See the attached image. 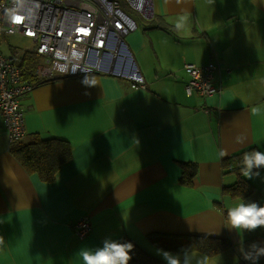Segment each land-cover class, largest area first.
<instances>
[{
    "label": "crops",
    "instance_id": "obj_1",
    "mask_svg": "<svg viewBox=\"0 0 264 264\" xmlns=\"http://www.w3.org/2000/svg\"><path fill=\"white\" fill-rule=\"evenodd\" d=\"M151 8V19L136 11L146 23L124 37L145 88L96 73L38 83L20 98L22 140L71 148L53 181L25 171L0 115V264H82L79 251L106 238L133 244L146 264H167L158 249L181 264L185 251L193 264H264V255L245 259L252 245L264 248V227L238 231L227 219L239 203L264 206V168L247 179L227 163L251 147L264 152V0H151ZM9 35L0 30V51L37 80L41 58ZM188 63L203 69L212 94H187ZM239 177L254 190L233 197L224 187ZM83 216L90 230L79 238ZM196 236L227 247L208 256L195 250Z\"/></svg>",
    "mask_w": 264,
    "mask_h": 264
},
{
    "label": "built area",
    "instance_id": "obj_2",
    "mask_svg": "<svg viewBox=\"0 0 264 264\" xmlns=\"http://www.w3.org/2000/svg\"><path fill=\"white\" fill-rule=\"evenodd\" d=\"M125 1L144 18H152L151 0ZM136 27L119 0H23L21 5L17 0H0V30L28 38L30 53L44 60L35 69L37 80L24 79L18 64L0 51V115L10 142L25 137L20 98L38 83L113 73L129 80L133 88H145L124 41ZM20 51L16 49L14 55ZM185 69L189 74L188 95L215 91L201 67L188 63ZM74 230L83 238L90 230L88 217L77 219Z\"/></svg>",
    "mask_w": 264,
    "mask_h": 264
},
{
    "label": "trees",
    "instance_id": "obj_3",
    "mask_svg": "<svg viewBox=\"0 0 264 264\" xmlns=\"http://www.w3.org/2000/svg\"><path fill=\"white\" fill-rule=\"evenodd\" d=\"M155 27L158 26L153 21L147 23V28ZM252 151L257 150L253 147L245 149L238 156L229 159L227 162L232 167H235L234 170L237 171L238 175L242 174L240 169L242 167L241 160L244 153H250ZM10 152L28 174L35 173L45 182L53 181L59 167L71 158V148L65 140L56 138L41 139L37 135H31L27 140L11 143ZM254 171L256 172L258 170L254 169ZM253 190L254 187L250 182H247L242 177H239L234 184L224 187V191L233 197L250 194ZM121 243L128 242L123 241ZM194 247L195 250L205 253L208 256H214L227 246L225 243L215 239L196 236ZM130 255L135 258L131 259L129 264H146L147 262L145 261L149 259L148 255L139 251L134 245Z\"/></svg>",
    "mask_w": 264,
    "mask_h": 264
},
{
    "label": "clouds",
    "instance_id": "obj_4",
    "mask_svg": "<svg viewBox=\"0 0 264 264\" xmlns=\"http://www.w3.org/2000/svg\"><path fill=\"white\" fill-rule=\"evenodd\" d=\"M23 0H17V4L21 5ZM181 25H177L180 27ZM253 114L260 112L259 108H253ZM223 155V153H222ZM241 173L247 179L253 176H259V171L253 172L254 169L264 168V152L252 151L244 153L241 160ZM227 219L231 228L240 230H254L257 227H264V206H258L256 203H239L234 207H229L227 211ZM4 244V240L0 237V246ZM253 253L245 254V259L255 261L259 256L264 255V248L257 247L255 244L251 246ZM133 249L131 243H121L110 238L103 241V246L95 250L82 248L78 255L82 260V264H129L132 259L130 253ZM157 254L161 255L167 261V264H181L179 255H173L163 250H157ZM193 257L188 251L184 252L183 264H193ZM196 264H207V257H202L196 261Z\"/></svg>",
    "mask_w": 264,
    "mask_h": 264
},
{
    "label": "rangeland",
    "instance_id": "obj_5",
    "mask_svg": "<svg viewBox=\"0 0 264 264\" xmlns=\"http://www.w3.org/2000/svg\"><path fill=\"white\" fill-rule=\"evenodd\" d=\"M119 2L121 4V6L123 7V9L135 20L136 24L141 23L140 26H142L143 24L146 23V21L142 20L141 16L134 9H132V8H130L128 6V4H127V2L125 0H119ZM9 36H10L9 37V40L11 41L10 44L14 48L31 49L32 43H31V41L28 38L22 37L19 34H11ZM36 57L37 58H41V57L35 56V58ZM41 60L40 59H37V63H39V65H41V64L44 63V60L42 58H41ZM39 65L36 64V66H39Z\"/></svg>",
    "mask_w": 264,
    "mask_h": 264
},
{
    "label": "snow or ice",
    "instance_id": "obj_6",
    "mask_svg": "<svg viewBox=\"0 0 264 264\" xmlns=\"http://www.w3.org/2000/svg\"><path fill=\"white\" fill-rule=\"evenodd\" d=\"M83 31V30H82Z\"/></svg>",
    "mask_w": 264,
    "mask_h": 264
}]
</instances>
